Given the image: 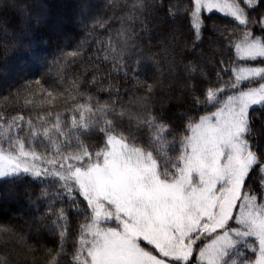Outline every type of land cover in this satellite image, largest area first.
<instances>
[{"label":"snow or ice","instance_id":"snow-or-ice-1","mask_svg":"<svg viewBox=\"0 0 264 264\" xmlns=\"http://www.w3.org/2000/svg\"><path fill=\"white\" fill-rule=\"evenodd\" d=\"M72 7L111 71L88 60L92 74L68 80V68L95 55L85 39L53 57L55 81L13 82L11 58L40 46L53 5L0 0V264H21L22 252L33 264H264V183H253L264 173V149L250 138L255 113L264 112V0H76ZM216 13L230 19L218 24ZM209 32L219 34L218 50L203 49ZM37 93L50 106L43 115H33ZM57 96L63 111L53 106ZM221 124L232 159L199 187L188 180L156 231L101 230L102 217L116 218L101 203L106 162L165 140L211 151Z\"/></svg>","mask_w":264,"mask_h":264},{"label":"rangeland","instance_id":"rangeland-1","mask_svg":"<svg viewBox=\"0 0 264 264\" xmlns=\"http://www.w3.org/2000/svg\"><path fill=\"white\" fill-rule=\"evenodd\" d=\"M58 1L67 3L68 0ZM72 21L74 20L63 23L55 19L53 29L58 31ZM4 81L0 83V88H3ZM218 127L221 130L214 134L216 146L211 151L193 148L187 140L183 144L171 146L164 141L153 147L158 159L143 152L132 154L128 159L106 162L109 174L101 176V203L104 210L111 212L116 218L102 217L101 230L109 232L111 226L119 228L121 232L127 229L134 234H150L156 231L183 198L182 186L188 180L199 187L205 176H214V169H222L232 159L233 149L226 143L227 129L222 124ZM5 135L0 129V140ZM195 135L196 140H199V135ZM253 136L254 131L250 137L252 140ZM224 183L221 181V186ZM108 188L120 192L121 198L109 199L112 193ZM125 199L129 203L123 204Z\"/></svg>","mask_w":264,"mask_h":264},{"label":"trees","instance_id":"trees-1","mask_svg":"<svg viewBox=\"0 0 264 264\" xmlns=\"http://www.w3.org/2000/svg\"><path fill=\"white\" fill-rule=\"evenodd\" d=\"M49 2L53 5L52 15L50 17V26L52 28L51 31H42L39 34V39L41 41L40 46L34 52H18L16 53L10 61V69L9 79L13 82H23L25 79H39L43 75L45 78H50L51 81H55L57 78L58 69L53 64V57L58 56L59 49L63 48L65 51H72L75 47L83 40L87 39L88 43L91 45L89 49L90 54H95L94 56L90 55L86 58L85 65L75 64L68 68L66 71L68 73V80L71 81L74 76L73 73L79 75L86 73L87 75L92 74L91 66L88 64V60H94V62L99 65L101 69V73L106 75L109 71H111V64L108 62H103L102 57L105 55L103 51L97 52V45L94 40L95 37L88 36L87 32L81 30V28L74 22L67 23L63 25V27L54 31L53 25L55 19L59 22H67L74 20L73 15V7L76 0H68L67 3H61L58 0H49ZM100 3L111 4L113 0H99ZM119 3H123L124 0H117ZM136 2V0H127V3L131 4ZM117 12L120 9H116ZM111 14V12H109ZM230 17H225L222 14L216 13L213 16V20L218 24L226 23ZM207 23L211 24L212 21H207ZM114 26L119 28V21L114 22ZM137 27V33L139 38L147 40V36L139 32V25ZM103 31V30H101ZM114 35V33H112ZM103 38V36L101 37ZM158 37L153 33V43H156ZM219 39V34L213 36L211 32L205 34V40L202 45L205 51L209 50H218V46L216 41ZM234 54V49L232 50ZM6 70L3 67H0V83L5 80ZM56 93H54L55 95ZM5 95L4 88H0V110L5 108V101L3 100V96ZM33 100V103L37 105V111L33 113L36 115L37 112L40 115L44 113L40 110L41 107L48 108L50 107L46 103L41 105V97L39 93L37 95L30 97ZM70 102V101H69ZM64 97L57 96V99L53 102V106L56 107L57 110H64ZM7 114V113H5ZM15 114V113H13ZM254 131L253 141L254 143H258L261 149H264V112H257L254 115V123L252 124V132ZM190 134V133H189ZM182 138V137H181ZM95 137H89V142H94ZM167 142V140H165ZM38 150L43 149V145L40 140L37 139L35 141ZM154 146L148 148L144 151V153L151 155L153 158L158 159V154L154 151ZM51 150V146H49ZM260 176H264L262 173ZM260 176L253 177L254 186L259 183H263L260 179ZM7 211V209H5ZM26 218V217H25ZM27 235V234H26ZM45 235V234H42ZM29 243L35 245V240L29 239ZM24 253L22 252L21 256V264H33L31 257L29 256L27 260H24ZM37 255H39L37 253Z\"/></svg>","mask_w":264,"mask_h":264}]
</instances>
